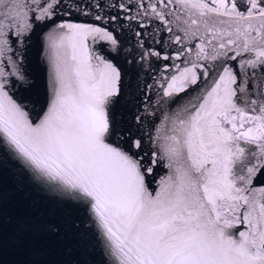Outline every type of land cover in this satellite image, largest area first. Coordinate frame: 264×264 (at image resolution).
<instances>
[{
  "label": "snow or ice",
  "instance_id": "obj_1",
  "mask_svg": "<svg viewBox=\"0 0 264 264\" xmlns=\"http://www.w3.org/2000/svg\"><path fill=\"white\" fill-rule=\"evenodd\" d=\"M0 153L85 214L7 217L0 194V246L10 226L69 257L91 233L106 264H264V0H0Z\"/></svg>",
  "mask_w": 264,
  "mask_h": 264
},
{
  "label": "water",
  "instance_id": "obj_2",
  "mask_svg": "<svg viewBox=\"0 0 264 264\" xmlns=\"http://www.w3.org/2000/svg\"><path fill=\"white\" fill-rule=\"evenodd\" d=\"M115 62L125 71L128 70L122 56L116 57ZM29 72L35 86L26 95L39 111L47 100V63L42 43L35 36L29 59ZM158 72L159 68L154 67L147 76L142 73L141 81L147 79L150 83L151 75ZM128 110L127 99H123L115 106L114 112L117 116L127 115ZM166 171L167 169L160 168L158 174L163 175ZM0 194L3 195V210L7 217L16 216L21 211L35 206L51 220H84L85 214L76 208L73 202L61 201L54 194L43 190L27 170H22L18 162L3 153H0ZM92 245L93 238L91 233H88L87 238L77 245L73 255L69 257L63 254V246L56 239L44 238L35 243L21 242L13 236L9 226L3 233L0 264H106L102 250L93 249Z\"/></svg>",
  "mask_w": 264,
  "mask_h": 264
}]
</instances>
